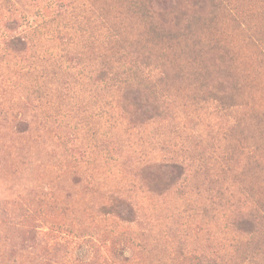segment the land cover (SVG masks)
<instances>
[{"label": "rangeland", "instance_id": "374dc122", "mask_svg": "<svg viewBox=\"0 0 264 264\" xmlns=\"http://www.w3.org/2000/svg\"><path fill=\"white\" fill-rule=\"evenodd\" d=\"M263 205L264 0H0V264H264Z\"/></svg>", "mask_w": 264, "mask_h": 264}, {"label": "trees", "instance_id": "16d2710c", "mask_svg": "<svg viewBox=\"0 0 264 264\" xmlns=\"http://www.w3.org/2000/svg\"><path fill=\"white\" fill-rule=\"evenodd\" d=\"M59 8V5H57ZM60 11V10H59ZM134 64V63H133ZM104 71L110 72L115 80L122 84H130L131 79H134L135 83L131 89L140 92L141 94L146 93L153 86L151 73L146 69L137 66H131L128 64H118L114 72L111 70L110 64H103ZM259 210L256 212L249 213L241 217L242 220H247L250 224V238L249 244L253 246L254 249L264 248V205L258 206ZM207 264H219V262L211 258L207 260ZM235 264H248L246 260L240 261Z\"/></svg>", "mask_w": 264, "mask_h": 264}]
</instances>
